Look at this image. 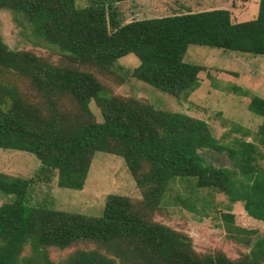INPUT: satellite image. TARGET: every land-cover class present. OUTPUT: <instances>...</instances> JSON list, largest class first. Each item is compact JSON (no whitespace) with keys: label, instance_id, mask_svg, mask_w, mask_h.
I'll return each mask as SVG.
<instances>
[{"label":"trees","instance_id":"obj_1","mask_svg":"<svg viewBox=\"0 0 264 264\" xmlns=\"http://www.w3.org/2000/svg\"><path fill=\"white\" fill-rule=\"evenodd\" d=\"M0 10L23 17L34 39L62 55V63L54 65L32 52L10 50L0 38V75L17 76L29 93L0 83V149L29 153L41 164L35 179L0 173V195L9 198L0 204V264H51L20 255L26 246L38 253L79 244L101 251H79L63 264H264V236L248 254L231 259L221 252L197 253L187 235L152 219L168 204L173 181L193 180L191 190H216L243 202L247 214H240L241 223L232 224V215L226 222L236 241L254 233L244 222L250 217L264 222V168L257 163V146L237 139L234 146L218 144L204 121L107 93L101 82L110 75L123 83L115 63L134 55L139 64L132 77L187 100L202 70L185 61L190 45L264 55V0L256 17L245 22L234 20L232 10L214 9L121 25L102 1L78 8L75 0H0ZM91 103L100 109L101 121ZM249 108L264 118V100L254 98ZM258 132L264 146V123ZM96 152L121 155L143 197L109 195L100 216L29 203L35 183L48 185L54 176L59 188L81 190ZM223 153L232 169L216 160L215 154Z\"/></svg>","mask_w":264,"mask_h":264},{"label":"rangeland","instance_id":"obj_2","mask_svg":"<svg viewBox=\"0 0 264 264\" xmlns=\"http://www.w3.org/2000/svg\"><path fill=\"white\" fill-rule=\"evenodd\" d=\"M99 1L111 6L115 20L121 25L208 9L232 10L234 20L245 22L256 17L259 3V0H75V6L84 8ZM0 38L10 50L32 52L54 65L62 63L59 50L34 39L25 19L9 10H0ZM185 61L202 67L197 86L187 100L176 99L132 77L131 71L139 64L134 55L120 58L115 63V72L125 77L123 83L119 84L110 75L102 78L101 82L107 93L135 99L153 109L181 113L204 121L218 144L234 146V139L254 143L257 146V163L264 168V146L260 144L261 134L258 132L264 118L249 108L254 98L264 100V55L190 45ZM0 83L17 85L20 93L29 95L24 81L17 76L3 72ZM90 109L95 120L101 121L100 109L94 103L90 104ZM215 155L217 161L233 168L228 154ZM213 165L218 166V162L213 161ZM40 166L34 155L0 149V173L35 179ZM54 177L48 185L40 181L35 183L29 194V203L52 210L100 216L109 195H120L133 201L143 197L124 158L116 153L94 154L81 190L59 188L57 176ZM238 178L243 179L241 176ZM190 182L188 184L183 179L173 181L166 191L165 201L168 204L156 209L152 219L187 235L194 250L200 254L221 252L237 259L252 251L256 241L264 236V222L250 217V222H244V226L254 227L257 232L241 236L242 239L236 241V236L227 230L229 223L226 222L232 215V224L241 223L240 214H247L243 202H231L225 193L216 190H191ZM238 191H245V188ZM185 197H190V202L180 204L179 199ZM8 200V197L0 195V204ZM190 205L194 206L193 210L187 208ZM93 249L101 251L93 244H79L66 249L50 246L38 253L26 246L20 259L30 256L38 262L47 259L51 264H63L73 254Z\"/></svg>","mask_w":264,"mask_h":264},{"label":"crops","instance_id":"obj_3","mask_svg":"<svg viewBox=\"0 0 264 264\" xmlns=\"http://www.w3.org/2000/svg\"><path fill=\"white\" fill-rule=\"evenodd\" d=\"M208 10H214V9H208ZM218 10H226V9H218Z\"/></svg>","mask_w":264,"mask_h":264}]
</instances>
